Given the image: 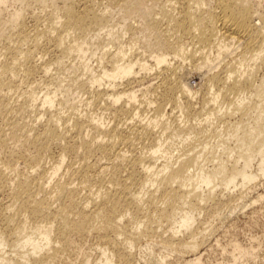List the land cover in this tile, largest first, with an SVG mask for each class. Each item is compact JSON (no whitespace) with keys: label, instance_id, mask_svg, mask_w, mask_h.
Masks as SVG:
<instances>
[{"label":"bare ground","instance_id":"1","mask_svg":"<svg viewBox=\"0 0 264 264\" xmlns=\"http://www.w3.org/2000/svg\"><path fill=\"white\" fill-rule=\"evenodd\" d=\"M9 1L24 0H0V16ZM101 1L50 0L44 35H30L24 8L9 15L18 43L0 53V195L10 198L0 205V264H56L90 233L101 246L95 264H141L136 242L162 222V247L201 264L209 224L194 225L196 210L229 220L243 190L264 179L260 1L166 0L143 27L154 31L148 54L135 47L138 27L125 13L111 23L108 2L122 10L131 2ZM74 54L83 71L69 94L52 70ZM21 74L47 90L39 97L38 80L15 99ZM227 245L231 260L219 264H254V246Z\"/></svg>","mask_w":264,"mask_h":264},{"label":"rangeland","instance_id":"2","mask_svg":"<svg viewBox=\"0 0 264 264\" xmlns=\"http://www.w3.org/2000/svg\"><path fill=\"white\" fill-rule=\"evenodd\" d=\"M62 1L64 0H58V4L62 5ZM71 1L78 2V0H67V4ZM79 1L81 3L84 0H79ZM129 1L131 2L130 7L125 10L124 8L123 10L120 9L118 6H115L116 7L115 8L113 4L108 2V5L113 6L114 8V9L112 8L113 22L111 23H113L115 26L117 24H122L121 22H124V19L122 18V16L125 13L126 15L125 22L134 23V25L136 24L138 27V30L134 32L135 38L137 36V41L135 40L136 42L135 47L137 46L139 48L138 49L139 51H144V53L148 54V51H145V49L148 50V49L156 48V46L153 45L155 41V38L153 36L154 31L151 32L150 30L145 29L143 27L145 23L149 21L152 18V16H154V13L161 7V5H163V3H165L166 0H144L142 4L143 7L141 8L137 7L136 0H129ZM206 1L210 2L211 0H206ZM259 1L261 5L260 9L261 11H264V0H259ZM101 2H102V5L107 4L106 0H102ZM47 3L50 4V0H46V2H42V3L40 0H24L22 4H19L13 1H9L7 3L6 10L3 12L2 16H0V22L1 21L3 22V23H0V33L4 34L0 36V53L5 51L4 47H6L8 44L14 47V45L18 43L17 38L13 37L12 35H11L12 38H9L10 34L16 32L17 30V27L13 29L12 26L10 25V22L8 21L9 15L10 13L14 11V9L18 10L21 7L22 9L23 8L25 9V10L23 9L24 17L26 20L27 30L30 32L31 36L46 34V29L48 27V23L50 22L48 18V14L50 13V10L52 11L51 9L52 7L48 6L49 4ZM88 4H94V5H91L94 8L98 7L97 4L95 3H88ZM45 6H48V7H45ZM43 7L46 9H44ZM35 17H37V19H35ZM134 36L126 35L125 38H122V40L125 42V44L126 42L130 44L132 43V41L130 42V40L132 39L134 40L133 38ZM31 42L32 40H29L28 44H24L22 47L24 49H27L29 45L31 44ZM73 56H75L73 57L74 59L72 57H70L68 61L66 59V63L64 67H59V68L52 70L53 75L55 76L56 74L57 78L60 81H62V83L60 82V84H64V85L68 84L67 86H69L68 82L71 81V78L74 79L77 76L80 77V75L82 74V71H83L82 61L83 60L81 62H78L80 61V59L77 58L75 54ZM69 64H73V65H69ZM74 65H76L77 67L76 66L74 67ZM68 66H70V68L74 67L73 69L71 68L73 71L70 69H66L68 68ZM75 68H77L76 71H75ZM69 71L70 72L72 71L73 74L75 71V73L77 72V74H74L73 76V74L69 73ZM21 75H22L21 80L23 77V80H22L23 82L21 81V84H20L21 86L16 88L15 99L17 100H21L22 95L25 93V90L27 91L26 93H29L30 89L35 86L34 85L35 82L37 83V81L39 80V76H35L34 78L29 79L25 75L23 74ZM259 75L264 80V65L260 68ZM28 79L30 81L33 79L35 80L31 81L32 82L31 83ZM151 81L152 83H155L156 79L153 80L151 76ZM70 84L72 85L73 82H70ZM45 85L46 84H44L43 82L41 84L40 80L38 81L37 87H35V89H36V92L39 91L38 92V95L40 94L39 97L43 95L42 93L43 91L45 92L47 90V88H45L47 86ZM71 85L69 86V89H71L69 94L73 90L76 92L75 85L74 86H71ZM49 88H50L49 91H51V89L52 91H54L56 87L55 85L50 84ZM58 91L61 93L58 94L59 93ZM58 91L56 92L58 94L57 97L61 96V94L64 92V88L63 90L60 88ZM75 92H73L74 96H76ZM83 94L82 92L79 93L80 98L76 97L78 98L77 102L80 99L84 100L86 98L87 96L86 93H83ZM39 100L40 98L37 99V102H39ZM83 102H81L80 105H82L83 107L84 106L86 107V105H84ZM82 106H80L79 108H82ZM92 108L94 109V107L91 105L90 108L86 107L82 109H86V111L88 109L89 112L93 113V111L95 112L96 110L95 109L93 110ZM98 112H100V110L95 113H98ZM33 113L34 112H30L28 116L33 117V115L35 114ZM177 119H178V122L181 121V118L180 117L178 118V116H177ZM218 128L220 129L221 127L219 126ZM211 141L214 144H216L215 141H217V138H212ZM12 143L13 142L11 140L10 144ZM138 145H141V144H138ZM210 163L213 164V162L212 161L207 162V166L209 168L212 165L211 164L209 166ZM243 191H244L243 192L244 194L242 193V198L236 201L237 204L235 203V205L232 207L234 213L231 214V217L229 218V220L219 218V217L213 218L212 216L204 215L202 214V212H198V210H196L197 212H195V214L198 220L195 221L194 225L195 226L199 225L200 227L202 226L201 228L207 227L208 224L209 226H211V227L208 226L207 230L209 231L207 230L205 231V235H206L205 241L206 242H204L202 246L200 245L199 247V253L201 254V261H200L201 264H219L220 262H222V260L225 261L224 258L226 259V261L231 260V257H230L231 255H229L228 253L227 254L224 253L222 251V248L226 246V244L229 245V243L235 240L238 243H240L243 247H251L250 245L254 246L253 248L257 255V258H255L253 261L254 264H260L264 262V179H261L259 181L257 180L251 183L249 187L247 189H244ZM83 192L84 191H82V193ZM4 196L5 195L3 196L0 195V205H6L8 201L10 200L9 197L5 196L6 197L5 198ZM255 200L257 201L253 202ZM242 204H244V206ZM219 209H220L219 212L220 213L223 212L224 214L228 213V210H229L228 206L226 205L221 206ZM223 213L221 214V216L223 215ZM210 218H211V221H210ZM161 224L162 225L160 224L158 225L157 223L158 226L155 225L156 233H153L154 235L149 236L147 238H143L139 240L138 242H136V246L134 249L135 257L138 260H140L141 264H189L188 259L193 256L191 252H186V251L178 252L177 250L171 249L169 247H166V248L162 247L163 244H161L162 243L161 239L163 238V236L164 237L167 236L168 232H164V231H166V229L168 228L165 222H162ZM207 236L209 238H207ZM77 240L78 239H76L75 241L76 243L72 246L69 252H64V253L59 254L58 261H56V264H95L98 262V259L100 257V251H101L100 247L101 246H98L97 239L94 237V234L90 233L88 234L87 237L83 239L80 238L78 241ZM148 245H149L150 250L146 249ZM87 257H89V260H90L89 263H86L85 261ZM163 257H165V259L164 261H161V258ZM249 263L251 264L252 262H249ZM249 263L246 262L245 264H249Z\"/></svg>","mask_w":264,"mask_h":264}]
</instances>
